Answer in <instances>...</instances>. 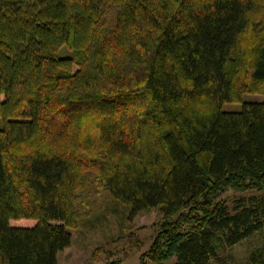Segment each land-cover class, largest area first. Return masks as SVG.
Segmentation results:
<instances>
[{"label": "trees", "instance_id": "obj_1", "mask_svg": "<svg viewBox=\"0 0 264 264\" xmlns=\"http://www.w3.org/2000/svg\"><path fill=\"white\" fill-rule=\"evenodd\" d=\"M245 94H264V0H0V264H58L86 182L130 220L159 208L138 264H227L218 244L264 227Z\"/></svg>", "mask_w": 264, "mask_h": 264}, {"label": "rangeland", "instance_id": "obj_2", "mask_svg": "<svg viewBox=\"0 0 264 264\" xmlns=\"http://www.w3.org/2000/svg\"><path fill=\"white\" fill-rule=\"evenodd\" d=\"M68 53L64 47L58 50L62 56ZM243 101L264 102V94H245ZM240 107V102L222 106L224 110ZM85 188L82 194L88 196L83 199L89 208L81 214L77 226L70 229L71 243L57 254L58 264H105L115 258L121 259V264H138L139 256L148 248L158 228L159 208L139 212L130 220L128 206L107 191L89 182ZM238 195L232 190L223 194L229 208ZM217 250L227 264H254L264 258V227L232 247L218 244Z\"/></svg>", "mask_w": 264, "mask_h": 264}]
</instances>
